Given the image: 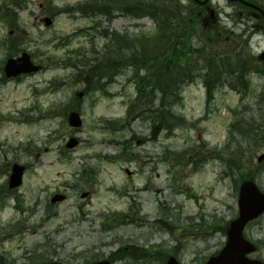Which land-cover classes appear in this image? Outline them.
I'll return each mask as SVG.
<instances>
[{"label": "rangeland", "instance_id": "obj_1", "mask_svg": "<svg viewBox=\"0 0 264 264\" xmlns=\"http://www.w3.org/2000/svg\"><path fill=\"white\" fill-rule=\"evenodd\" d=\"M88 1L19 0L13 7L15 0H0V10L10 15L0 16V264H166L170 256L203 264L226 243V225L239 211L240 183L251 178L264 190V161L257 160L264 154V131L260 144L251 138V128L264 126V31L252 28L255 23L233 3L211 0L219 22L210 20L206 34L197 22L196 37L186 40L193 50L207 45L184 68L195 81L183 86L165 130L154 134L156 118L144 112L143 101L155 70L133 73L129 66L142 62L129 57L133 51L120 45L128 58L123 68L107 70L113 82L102 90L89 79L96 78L89 64L81 74L86 78L79 71L82 58L96 59L114 30L152 36L157 22L146 12L130 14L132 0L82 12ZM197 4L193 0L191 8ZM45 16L53 19L50 26ZM211 51L218 61L238 56L231 65L241 58L247 80L238 77L239 66L221 60L222 77L207 103L203 76L216 72H205L202 60ZM23 52L43 69L6 78V60ZM170 52L164 51L167 64ZM72 110L82 115L81 128L68 124ZM72 137L80 144L67 149ZM243 145L257 150L238 170L235 151ZM15 162L27 170L23 185L10 191ZM53 195L63 198L53 203ZM245 234L259 246L252 257L264 260V214Z\"/></svg>", "mask_w": 264, "mask_h": 264}, {"label": "trees", "instance_id": "obj_2", "mask_svg": "<svg viewBox=\"0 0 264 264\" xmlns=\"http://www.w3.org/2000/svg\"><path fill=\"white\" fill-rule=\"evenodd\" d=\"M251 2H255L258 4L260 0H249ZM19 2V0H15L13 2V7L16 6V4ZM134 2V3H133ZM131 4H127L126 7L129 9V13L135 16V17H143L147 15L146 13L151 14L152 18L157 22V33L153 34L152 36H141V35H130V33L125 32L124 34H120L117 31H114L111 36V43L115 46L116 43L121 42V44L124 45L125 49L127 51H133L129 54V57H134L137 59H141L142 62L141 65L136 66V74H140V71L149 73L152 69L154 71L155 77L151 79L153 85L152 87L145 86L144 88L147 89V87H150V90L146 95L144 96V112L152 116L153 121V128H154V134H157V132H161L162 130H165L166 128V121L171 119L172 117V107L178 105L179 102L182 101V88L185 84H188L190 82L195 81V78L192 76L186 77V72L184 71V68L189 66L194 60L193 53H199V51L206 49L207 45L205 43L200 44L201 47L196 48L195 50L192 49L191 44H187L186 40L190 38L191 39L196 37V28L195 24L197 22L201 23V8L197 5L195 6V9L191 8V3L193 0L190 1L188 5H185L181 3V0H135ZM102 3H107V5L111 8L113 6L112 0H89L88 2L84 3L82 5V8L80 10L82 12L86 13V10L91 9L92 11H95L93 9V6L96 4L97 6H101L99 8V12H101L102 8H104ZM117 4L115 3L114 6ZM113 6V7H114ZM124 7V6H123ZM146 12V13H145ZM0 16L4 18H8L9 15V9H1L0 10ZM203 28V26H202ZM102 31V30H101ZM160 33H159V32ZM203 32L206 34L209 32V30H205L203 28ZM103 36H107V31H102ZM143 35V34H142ZM199 44V45H200ZM196 47V46H195ZM173 48H178L182 50V53H177V56L174 53ZM167 49V51H171V60L170 64L168 63L167 58L165 57L164 51ZM171 49V50H170ZM158 50V51H157ZM103 53V52H102ZM102 53L99 52L96 56L97 58H82L83 59V68L79 71L83 72V74L86 72V64L88 65V68L95 70V71H102L104 70V66L106 63L112 62H120L118 54L112 53L110 56L107 57L102 56ZM110 53V52H109ZM209 54L213 55L212 57H207L204 54V59L202 60V68L205 72L208 71H215L216 76L210 77V74L204 75V81L205 86L207 88V100H211L213 97V92L217 88L219 82L221 73L219 71L220 69V61L223 59H226L222 57L220 61H218L217 57L215 56L214 52L211 51ZM238 56H233L231 60H235ZM106 58V59H105ZM230 58V57H229ZM228 61L222 62L223 65L225 63H232L231 60L226 59ZM126 61V60H125ZM125 61L120 62L123 64ZM244 61L236 60V65L239 66V74L238 77L245 79L244 77ZM230 66H232L230 64ZM85 70V71H83ZM158 70V71H157ZM235 70L237 68L235 67ZM85 77V75H81ZM97 84L99 89L102 88L100 78H97ZM142 85H140L141 88ZM160 88V91H158L157 87ZM155 93V98H152V93ZM161 100V104L159 101ZM154 101V102H153ZM155 102H158V105L155 104ZM154 104L156 109L152 108V105ZM170 115V116H169ZM175 115V114H174ZM236 122L234 121L230 126L229 131V140L232 136L233 129L236 126ZM248 124V127H252L254 124L251 122L245 123ZM253 130L251 138L256 143L260 144V139L262 138V131H264V126H259L258 128H251ZM243 131V138L245 134L244 128L240 130V132ZM261 142H264V136L261 139ZM257 149L245 147L243 145V150H236L235 151V157H236V169L242 170L244 165L243 161L248 160L249 158V152L250 155H252ZM253 158V156H252ZM230 160H232L231 157H229ZM249 176H253V174H248ZM3 261V258L0 257V261ZM3 264H6L3 262Z\"/></svg>", "mask_w": 264, "mask_h": 264}, {"label": "water", "instance_id": "obj_3", "mask_svg": "<svg viewBox=\"0 0 264 264\" xmlns=\"http://www.w3.org/2000/svg\"><path fill=\"white\" fill-rule=\"evenodd\" d=\"M48 24L50 21L47 19ZM40 69V66L33 65L30 56L24 53L17 59H9L5 66L7 77L18 76L21 73H30ZM69 122L73 126H80L81 120L79 114L72 112ZM142 139L138 140L141 143ZM77 144L76 140H71L68 144L73 147ZM262 155L259 160H262ZM25 166L14 163L12 166V173L9 178V189L19 187L23 182V175ZM60 195L55 196L53 201L61 200ZM239 216L231 221L227 227L228 240L222 251L211 257L206 264H264L260 260L251 259L249 254L256 250L255 244L244 237L243 231L246 224L257 218L264 212V192L260 190L258 185L253 180H245L240 185L239 191ZM41 264H64L62 262H46ZM91 264H110V261L104 260L101 262H94ZM168 264H180L175 257H171Z\"/></svg>", "mask_w": 264, "mask_h": 264}, {"label": "flooded vegetation", "instance_id": "obj_4", "mask_svg": "<svg viewBox=\"0 0 264 264\" xmlns=\"http://www.w3.org/2000/svg\"><path fill=\"white\" fill-rule=\"evenodd\" d=\"M234 3V6H238V5H241V12H240V15L243 16V11L246 12V13H250L252 15H254L255 17H262V19L264 20V9H259V8H256L252 5H249V4H245L243 3L242 1H236V2H233ZM250 6V7H249ZM255 8L254 10L252 8ZM208 7H206V10H207ZM207 20H208V16L206 18H204V21H205V25L208 26L207 24ZM214 22H218V18H216V20H214ZM218 24V23H217ZM257 27H262L264 28V22H261V23H256L255 24ZM216 26V24H215ZM218 27V26H216Z\"/></svg>", "mask_w": 264, "mask_h": 264}, {"label": "bare ground", "instance_id": "obj_5", "mask_svg": "<svg viewBox=\"0 0 264 264\" xmlns=\"http://www.w3.org/2000/svg\"><path fill=\"white\" fill-rule=\"evenodd\" d=\"M171 50V49H170ZM173 50H174V53H175V55L177 56V53H182V50L181 49H178V48H173ZM135 68H136V66L137 65H135V64H132ZM236 64H233L232 66H235ZM244 77H245V79L247 80V74L246 73H244ZM159 103L161 104V100L159 101ZM155 104H157L158 105V102L156 103L155 102ZM254 126H256V125H254ZM140 232H145L144 230H140ZM137 246V245H136ZM134 246V251H137V252H140L141 250H142V248L140 247V246Z\"/></svg>", "mask_w": 264, "mask_h": 264}]
</instances>
